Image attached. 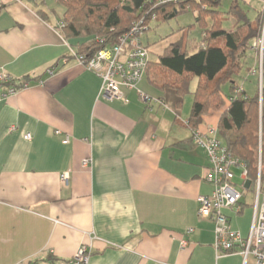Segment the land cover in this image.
<instances>
[{
	"label": "crops",
	"instance_id": "obj_1",
	"mask_svg": "<svg viewBox=\"0 0 264 264\" xmlns=\"http://www.w3.org/2000/svg\"><path fill=\"white\" fill-rule=\"evenodd\" d=\"M57 3L0 0V74L30 77L15 94L3 96L0 84V264H66L84 244L89 264H255L218 254L214 221L198 214L197 197L214 185L207 152L185 125L193 103L184 112L147 76L139 86L150 101L125 86L123 98L102 95L101 77L61 33ZM146 45L152 58L169 45L184 51L188 31ZM223 110H209L198 128L218 132ZM254 199L245 191L240 212L224 210L243 236Z\"/></svg>",
	"mask_w": 264,
	"mask_h": 264
},
{
	"label": "trees",
	"instance_id": "obj_2",
	"mask_svg": "<svg viewBox=\"0 0 264 264\" xmlns=\"http://www.w3.org/2000/svg\"><path fill=\"white\" fill-rule=\"evenodd\" d=\"M161 1L58 0L65 8L61 33L77 52L93 54L102 46L117 42L141 17H145L151 29L153 21H169L192 12L202 29L201 40L193 39L194 47L187 45L184 51L169 45L162 55L151 57L146 76L165 98L173 95L176 107L182 106L192 81L198 78L191 115L185 125L191 130L198 128L209 110L224 109L218 135L228 150L246 164L249 184L245 191L255 192L259 176L264 189V58L263 82L259 81L256 95L249 96L243 87L240 90L234 80L248 50H253L254 42L263 36L264 9L251 20L242 6L246 1L233 0L229 15L235 23L231 29H225L219 10L223 0ZM194 27L184 28L188 36ZM24 82H30V77L6 85L20 89ZM227 84L230 92L226 91Z\"/></svg>",
	"mask_w": 264,
	"mask_h": 264
},
{
	"label": "built area",
	"instance_id": "obj_3",
	"mask_svg": "<svg viewBox=\"0 0 264 264\" xmlns=\"http://www.w3.org/2000/svg\"><path fill=\"white\" fill-rule=\"evenodd\" d=\"M162 1L178 3L180 0ZM63 26L64 23L61 22L60 27ZM148 29L150 28L145 17H141L114 44L102 46L93 54H84L77 52V50L74 52L79 64L84 69L101 77L100 92L102 95L109 99L123 98L121 88L125 86L138 90L145 101L151 100V97L139 88V83L146 76L147 67L151 60V51L141 38ZM100 41L104 43L103 39ZM253 45L261 53V60L258 61V68L253 69L252 72L259 75L262 84L264 33L260 40L254 42ZM11 81L12 78L9 74H0L1 85L9 84ZM29 85V82H24L20 89L10 86L3 96L15 94L18 90L27 88ZM56 133L60 134L62 131L56 130ZM192 134L194 142L204 147L207 152L209 166L205 171V180L214 185L212 193L200 194L197 197V202L199 216L214 221L216 252L218 254L240 252L245 259L250 255L254 256L255 264H264V189L262 188L261 177H258L255 186L252 226L247 236H243L240 231L232 229L230 219L224 210L234 208L236 212H240L242 209L241 201L244 192L236 187L235 170L241 169L240 177L246 186L248 182L246 164L228 150L217 136L216 128L209 129L207 132L195 128L192 130ZM25 138L32 139V134L26 133ZM69 141V135H66L63 142L68 143ZM88 161L89 159H85L83 164L86 165ZM61 179L67 184L69 181L68 173H63ZM188 231H193V229L190 228ZM182 245H187V242L183 240ZM91 253V245L84 244L66 264H89Z\"/></svg>",
	"mask_w": 264,
	"mask_h": 264
},
{
	"label": "rangeland",
	"instance_id": "obj_4",
	"mask_svg": "<svg viewBox=\"0 0 264 264\" xmlns=\"http://www.w3.org/2000/svg\"><path fill=\"white\" fill-rule=\"evenodd\" d=\"M232 1L233 0H223V3L219 7V10L222 11L221 13H223L224 20L222 25L225 29H231L235 23V19L229 15V9ZM245 1H246L245 3L244 2L242 3V6L246 10L249 18L253 20L256 17L257 12L264 9V0H245ZM55 7H57L56 11L62 15V10L64 9L63 5L61 3H57ZM220 16L222 17V15ZM209 21L211 20L209 19ZM193 25H195V27L193 28V31L189 33L188 36L189 37L188 47L191 49L194 47L193 41L196 42L193 39H196L197 42H199L202 36V29L199 26V24L196 23L195 16L192 12L185 13L176 18L170 19L169 21H162V22L153 21L151 24V29H148L147 32H145L141 36V38L144 44L150 43L151 45H154L160 42L161 40L170 38L173 34L184 30L185 27L188 28L189 26H193ZM73 44L75 45V43ZM260 55L261 53L258 52L257 55L258 58H257L256 52L252 49H249L246 57L244 58V65L240 73L234 76V80L236 81V83L239 86L243 87L249 96H254L259 91L258 84L259 81L261 82V80H258V76H257L258 74H254L252 71L253 69L258 68V61L261 60ZM263 58H264V50H263ZM250 68H252L251 71H249ZM197 83H198V78H195L191 83L190 93L184 97V103H183L184 112L185 110H187V108L191 110V106L194 98L193 92L197 86ZM226 91L230 92V87L228 84L226 85ZM240 175L241 172L236 170V179H235L236 187L240 191L244 192L245 186ZM250 197H252V195Z\"/></svg>",
	"mask_w": 264,
	"mask_h": 264
},
{
	"label": "water",
	"instance_id": "obj_5",
	"mask_svg": "<svg viewBox=\"0 0 264 264\" xmlns=\"http://www.w3.org/2000/svg\"><path fill=\"white\" fill-rule=\"evenodd\" d=\"M249 184V182H247V185Z\"/></svg>",
	"mask_w": 264,
	"mask_h": 264
}]
</instances>
